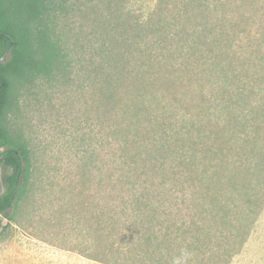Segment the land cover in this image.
Wrapping results in <instances>:
<instances>
[{
  "label": "rangeland",
  "instance_id": "rangeland-1",
  "mask_svg": "<svg viewBox=\"0 0 264 264\" xmlns=\"http://www.w3.org/2000/svg\"><path fill=\"white\" fill-rule=\"evenodd\" d=\"M42 27L0 264H264V0H48Z\"/></svg>",
  "mask_w": 264,
  "mask_h": 264
},
{
  "label": "trees",
  "instance_id": "trees-1",
  "mask_svg": "<svg viewBox=\"0 0 264 264\" xmlns=\"http://www.w3.org/2000/svg\"><path fill=\"white\" fill-rule=\"evenodd\" d=\"M48 0H0V163L10 169L6 191L0 193V222L29 177V153L10 124L17 91L50 72L52 44L43 30Z\"/></svg>",
  "mask_w": 264,
  "mask_h": 264
},
{
  "label": "water",
  "instance_id": "water-1",
  "mask_svg": "<svg viewBox=\"0 0 264 264\" xmlns=\"http://www.w3.org/2000/svg\"><path fill=\"white\" fill-rule=\"evenodd\" d=\"M4 59V56L0 58V60H3Z\"/></svg>",
  "mask_w": 264,
  "mask_h": 264
}]
</instances>
